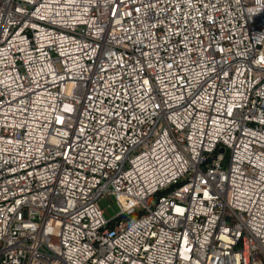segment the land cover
I'll return each mask as SVG.
<instances>
[{"label": "built area", "instance_id": "2783aa9c", "mask_svg": "<svg viewBox=\"0 0 264 264\" xmlns=\"http://www.w3.org/2000/svg\"><path fill=\"white\" fill-rule=\"evenodd\" d=\"M0 264H264V0H0Z\"/></svg>", "mask_w": 264, "mask_h": 264}, {"label": "rangeland", "instance_id": "374dc122", "mask_svg": "<svg viewBox=\"0 0 264 264\" xmlns=\"http://www.w3.org/2000/svg\"><path fill=\"white\" fill-rule=\"evenodd\" d=\"M226 157L228 156V152H225ZM97 205L99 209L102 211V214L105 219H109L114 216V199L112 196L104 195L97 201Z\"/></svg>", "mask_w": 264, "mask_h": 264}]
</instances>
